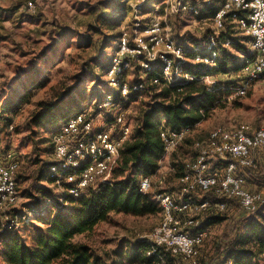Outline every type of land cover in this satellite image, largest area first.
I'll list each match as a JSON object with an SVG mask.
<instances>
[{
	"label": "rangeland",
	"instance_id": "1",
	"mask_svg": "<svg viewBox=\"0 0 264 264\" xmlns=\"http://www.w3.org/2000/svg\"><path fill=\"white\" fill-rule=\"evenodd\" d=\"M166 9L163 4L148 5L147 0H0L1 154H14L19 163L16 181L20 202L11 215L26 214L29 209L51 210V203L46 205L48 198L60 196L56 184L40 180L43 165L53 162L54 136L62 123L35 129V137L28 127L42 102L72 92L68 100H73L78 114H90L96 128H110L116 112L98 111L96 104L102 94L111 90L106 88L109 81L105 72L108 60L118 49L120 34H127L130 39L136 23L145 26L157 19L167 27L170 37L190 46L211 26L212 17L204 13L197 17ZM133 20L135 27L130 25ZM227 28H231L232 38L240 47L235 44L226 49L242 61V57L251 54L249 37L237 30L235 23ZM53 45L52 52L49 47ZM43 52L47 54L43 56ZM134 66L126 74L127 82L137 81V65ZM239 76V72L216 73L206 79L207 85L225 86L224 95L209 117L194 128L188 141L163 156L159 171L151 177L152 197L162 191H179L181 166L196 155L194 142L206 138L214 129H233L243 124L264 129V76L250 83L246 96L238 97L232 87L237 85ZM32 80H39L41 86L34 89ZM153 94L142 93L122 108L131 134L138 127L145 106L152 102ZM245 173L247 188L264 197V162L257 158L255 167ZM209 215L206 213L203 218ZM220 215L224 221L205 231L200 264H219L224 251L248 223L264 224V212L245 213L237 204H230L228 211ZM50 217L49 213L32 217L11 232L29 242L37 228L46 227ZM161 221L162 213L144 216L111 213L92 233L78 235L74 242L90 246L105 264H142V252L136 259L131 254L137 250L138 241L150 242Z\"/></svg>",
	"mask_w": 264,
	"mask_h": 264
},
{
	"label": "built area",
	"instance_id": "2",
	"mask_svg": "<svg viewBox=\"0 0 264 264\" xmlns=\"http://www.w3.org/2000/svg\"><path fill=\"white\" fill-rule=\"evenodd\" d=\"M202 2V3H200ZM217 0H165L166 11L202 16ZM208 29V40L201 46L189 48L170 37L169 30L160 20L147 25L136 23L135 33L119 40L116 53L111 56L107 79L109 88L96 104L98 111H115L110 128H96L90 114L79 113L66 121L54 136L53 162L49 176L60 189V204L64 199L83 197L88 189L97 190L110 184L118 168L121 150L131 136L125 112L115 101L114 93L126 98L143 92L148 86H171L181 80L198 78L184 71L187 64L215 66L221 55L219 37L228 24L250 38V57H242L237 85L232 87L236 96L244 97L252 81L264 74V0H222L218 3ZM29 9L33 4L28 3ZM137 65V81L119 83L123 74ZM135 67V66H134ZM158 71L157 74L155 72ZM211 75L203 76L206 83ZM210 85V86H209ZM213 87L215 83L209 84ZM182 91V89H179ZM194 128L179 132L161 131L165 154L175 151L186 142ZM195 157L184 164L177 193L162 191L153 197L162 213L161 223L150 236V248L145 252L150 264H168L173 257L176 264H200L201 248L206 232L198 229L204 214L226 213L230 204H237L245 212L254 214L264 206V197L247 188L246 170L255 167L256 159L264 162V129L243 124L233 129L216 128L206 138L193 144ZM0 143V232L16 230L19 223H27L32 213L11 216L20 202L16 181L19 163L14 154H1ZM151 177H143L139 192L152 191ZM206 194L201 199L198 193ZM10 215V216H9ZM4 216H7L4 220ZM195 230V231H193ZM194 232V233H192Z\"/></svg>",
	"mask_w": 264,
	"mask_h": 264
},
{
	"label": "trees",
	"instance_id": "3",
	"mask_svg": "<svg viewBox=\"0 0 264 264\" xmlns=\"http://www.w3.org/2000/svg\"><path fill=\"white\" fill-rule=\"evenodd\" d=\"M147 1L148 5H161L165 0ZM218 1L220 3L222 0ZM217 2L211 9L205 10L206 17L213 16L219 5ZM139 11L142 12L143 9H139ZM133 23H135L134 20L130 25L135 27L136 24L133 25ZM231 31V28H227L218 41L222 44L229 42L230 46L235 45L236 42L232 38L233 32ZM208 33L207 30L199 40H194L190 46H201L208 40ZM123 36L124 34L121 33L118 42ZM55 45L49 47L52 52L55 50ZM236 45L240 47V44ZM220 49L221 55L213 67L191 64L185 66L184 71L197 77V81L181 80L176 84L166 86L162 80L160 86H148L143 92L131 94L126 98L114 93L117 104H121L120 107L125 108L140 94L157 92L152 95V102L148 103L142 111L138 127L123 145L119 166L113 173L112 181L110 184H102L95 191L88 189L81 198L67 197L63 204H60V196L56 199L49 197L46 205L49 206L50 202L51 210L40 212L29 209L27 213H32V217L40 218L44 213H49L52 217L45 222L44 229H36V234L29 238V242L23 240L17 233L11 232L15 230L0 232L2 241L0 264H105L90 246L74 242L75 237L92 233L100 223L108 220L111 213L134 216L161 213V209L155 203L152 195L139 192L140 180L143 177L156 176L160 169V162L165 155V145L160 137L161 131L179 132L184 128H195L209 117L217 104L216 102L223 97L225 86L221 87L215 84L213 87H209L206 83L201 82L200 78L216 73L228 74L240 71L242 61L227 49L223 47ZM46 54L43 52L42 55ZM251 55L252 53L246 57ZM110 60L111 58L107 62L106 75ZM157 73L158 71L155 72V74ZM123 82H127L126 74L120 77L119 83ZM39 83V80H32L31 85L34 89H38L41 86ZM108 87L107 85L106 88ZM71 93H65L53 101L42 102L39 105V110L28 124L33 136L36 133L35 129L49 128L58 122L63 125L78 115L77 106L72 102L73 100L71 102L68 100ZM51 165L52 162L43 165L41 170L43 175L40 181H47L54 185L55 179L49 176ZM183 169L184 164L180 169V177L183 175ZM197 197L204 199L206 194L199 192ZM259 212H264V206ZM223 221L224 218L220 214H211L202 219L198 229L207 231ZM150 246L151 244L147 240L138 241L137 250L131 254L132 259L140 257L138 254L142 252V264H150L151 259L145 255ZM221 259L219 264H264V224L248 223L238 238L233 240L224 251ZM168 264H176L173 257L168 258Z\"/></svg>",
	"mask_w": 264,
	"mask_h": 264
}]
</instances>
